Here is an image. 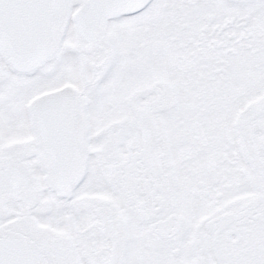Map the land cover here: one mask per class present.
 Returning a JSON list of instances; mask_svg holds the SVG:
<instances>
[{
    "label": "flooded vegetation",
    "instance_id": "af4514ba",
    "mask_svg": "<svg viewBox=\"0 0 264 264\" xmlns=\"http://www.w3.org/2000/svg\"><path fill=\"white\" fill-rule=\"evenodd\" d=\"M81 1L48 58L0 53V236L46 264H264V0H148L91 38Z\"/></svg>",
    "mask_w": 264,
    "mask_h": 264
},
{
    "label": "water",
    "instance_id": "95a60500",
    "mask_svg": "<svg viewBox=\"0 0 264 264\" xmlns=\"http://www.w3.org/2000/svg\"><path fill=\"white\" fill-rule=\"evenodd\" d=\"M146 1L83 0L70 18L84 38H91L104 29L108 17ZM69 8L70 0H0V53L19 69L48 58L60 42ZM0 264L46 262L29 239L9 232L0 236Z\"/></svg>",
    "mask_w": 264,
    "mask_h": 264
},
{
    "label": "rangeland",
    "instance_id": "374dc122",
    "mask_svg": "<svg viewBox=\"0 0 264 264\" xmlns=\"http://www.w3.org/2000/svg\"><path fill=\"white\" fill-rule=\"evenodd\" d=\"M72 1H74V2H77L78 0H72ZM124 27H126V26H124V25H122L121 27H120V29L121 28H124ZM114 33H112V35H113ZM124 38H125V32H121L119 35H118V41L120 42V43H122L123 41H124ZM113 44L117 47V44L115 43V42H113ZM72 66V65H71ZM107 86V85H106ZM100 87H102V86H100ZM99 87V88H100Z\"/></svg>",
    "mask_w": 264,
    "mask_h": 264
}]
</instances>
